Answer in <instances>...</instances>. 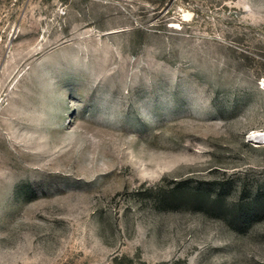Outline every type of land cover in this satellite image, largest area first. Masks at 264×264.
<instances>
[{
    "label": "rangeland",
    "instance_id": "rangeland-1",
    "mask_svg": "<svg viewBox=\"0 0 264 264\" xmlns=\"http://www.w3.org/2000/svg\"><path fill=\"white\" fill-rule=\"evenodd\" d=\"M260 131L264 0H0V264H264Z\"/></svg>",
    "mask_w": 264,
    "mask_h": 264
},
{
    "label": "trees",
    "instance_id": "trees-1",
    "mask_svg": "<svg viewBox=\"0 0 264 264\" xmlns=\"http://www.w3.org/2000/svg\"><path fill=\"white\" fill-rule=\"evenodd\" d=\"M175 186L169 191V193L173 196V199H176L177 197H180L178 196V190L180 188V186H182L184 183L183 182H177V183H174ZM248 217H252V213L250 212L249 216Z\"/></svg>",
    "mask_w": 264,
    "mask_h": 264
},
{
    "label": "bare ground",
    "instance_id": "bare-ground-1",
    "mask_svg": "<svg viewBox=\"0 0 264 264\" xmlns=\"http://www.w3.org/2000/svg\"><path fill=\"white\" fill-rule=\"evenodd\" d=\"M262 136L264 137V132H261V131L260 132H256L255 135H254V137H256V138L262 137Z\"/></svg>",
    "mask_w": 264,
    "mask_h": 264
}]
</instances>
